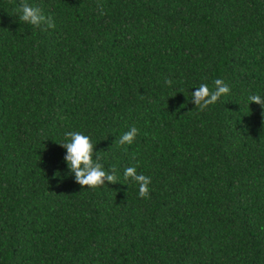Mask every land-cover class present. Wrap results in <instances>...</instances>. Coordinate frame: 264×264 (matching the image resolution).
<instances>
[{
	"label": "trees",
	"instance_id": "trees-1",
	"mask_svg": "<svg viewBox=\"0 0 264 264\" xmlns=\"http://www.w3.org/2000/svg\"><path fill=\"white\" fill-rule=\"evenodd\" d=\"M22 3L54 27L20 21ZM216 79L230 92L201 109L192 92ZM253 94L264 0H0V264H264ZM69 131L118 183L75 182Z\"/></svg>",
	"mask_w": 264,
	"mask_h": 264
},
{
	"label": "clouds",
	"instance_id": "clouds-1",
	"mask_svg": "<svg viewBox=\"0 0 264 264\" xmlns=\"http://www.w3.org/2000/svg\"><path fill=\"white\" fill-rule=\"evenodd\" d=\"M19 20L39 27L42 22H47L49 27H54L52 18L45 17L39 7H33L28 3L20 6ZM170 83V81H169ZM215 88L210 90L207 84H201L192 92V102L199 105L201 109L216 102L222 95L230 92L229 86L221 79L214 81ZM250 103H255L264 109V95L253 94L249 96ZM138 133L136 127H130L120 138V144H131ZM65 149L63 157L66 163L67 173L74 177L75 182L81 187L87 186L95 188L104 186L105 182L118 183L117 176L113 171H106L98 160L93 158L94 145L91 138L79 131H69L65 133V140L59 144ZM123 176L130 178L139 189V196L147 197L151 177L138 173L135 166L124 169Z\"/></svg>",
	"mask_w": 264,
	"mask_h": 264
}]
</instances>
